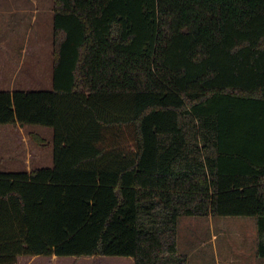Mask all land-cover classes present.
<instances>
[{"label": "trees", "instance_id": "trees-1", "mask_svg": "<svg viewBox=\"0 0 264 264\" xmlns=\"http://www.w3.org/2000/svg\"><path fill=\"white\" fill-rule=\"evenodd\" d=\"M53 44L52 88L0 90V124L54 131L0 172V264H189L181 216L257 217L264 258V0H54Z\"/></svg>", "mask_w": 264, "mask_h": 264}, {"label": "rangeland", "instance_id": "rangeland-1", "mask_svg": "<svg viewBox=\"0 0 264 264\" xmlns=\"http://www.w3.org/2000/svg\"><path fill=\"white\" fill-rule=\"evenodd\" d=\"M0 3L4 4L0 6L2 9L10 8L14 13L24 10L22 19L14 14L0 16V34L9 36L6 40L0 39V90L52 88L54 0H0ZM6 125L10 124H0V127ZM23 127L25 145L19 148L6 145L2 147L4 154L30 167L51 165V128L43 125ZM35 132L46 137L47 142L35 141ZM259 238L255 216H181L179 219L178 252L189 256V264H264V258L257 254ZM61 258L54 262L46 256L35 261L22 257L17 264H133L129 256Z\"/></svg>", "mask_w": 264, "mask_h": 264}, {"label": "crops", "instance_id": "crops-1", "mask_svg": "<svg viewBox=\"0 0 264 264\" xmlns=\"http://www.w3.org/2000/svg\"><path fill=\"white\" fill-rule=\"evenodd\" d=\"M3 3H0V6H3ZM15 11V10H14ZM13 10H11L10 8H1L0 7V16L3 14H8V15H12L13 14L15 16H20V18L22 19V15L24 13V10L19 9L16 13H14ZM6 36L4 33L0 34V39H5L6 40ZM4 41V40H3ZM23 48V46H22ZM21 48V49H22ZM10 91H13L10 90ZM51 131H53V129L51 128ZM25 131H24V127L21 124H17V125H6V127H0V172L1 171H22V170H32L36 167H43V166H52L53 165V159H52V163L50 164H46V165H36L34 167H30V165L28 163H23V162H17V158L15 159H8L7 155L4 154L5 150L2 149V147H5L6 145H16L17 148H19L21 145H25ZM46 138V137H45ZM53 138H54V131H53ZM53 150V147H52ZM51 162V161H50ZM49 162V163H50ZM42 256H46L47 259L53 260L55 262L56 258H60V260L62 259L61 257L63 256H58L56 254H52V255H20L15 264H17L18 259L20 258H25L26 260H32L35 261V259H40ZM95 256H100V255H92V256H86V257H95ZM75 258H80L78 256H74ZM133 259V264H135V260L133 257H131ZM43 260V259H41ZM233 261V260H232ZM45 262V261H43ZM230 264H234V262H230Z\"/></svg>", "mask_w": 264, "mask_h": 264}]
</instances>
